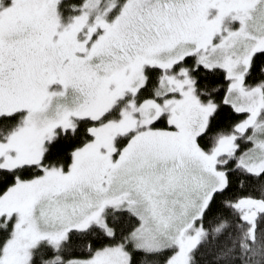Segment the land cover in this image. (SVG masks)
I'll use <instances>...</instances> for the list:
<instances>
[{
    "label": "snow or ice",
    "instance_id": "snow-or-ice-1",
    "mask_svg": "<svg viewBox=\"0 0 264 264\" xmlns=\"http://www.w3.org/2000/svg\"><path fill=\"white\" fill-rule=\"evenodd\" d=\"M0 264H264V0H0Z\"/></svg>",
    "mask_w": 264,
    "mask_h": 264
}]
</instances>
